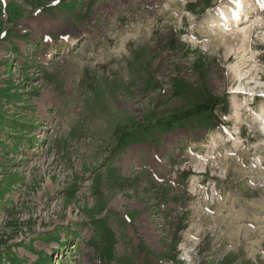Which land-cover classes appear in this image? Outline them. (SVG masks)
<instances>
[{"label":"rangeland","instance_id":"rangeland-1","mask_svg":"<svg viewBox=\"0 0 264 264\" xmlns=\"http://www.w3.org/2000/svg\"><path fill=\"white\" fill-rule=\"evenodd\" d=\"M226 1L0 0V264H264V34L245 7L238 83Z\"/></svg>","mask_w":264,"mask_h":264},{"label":"bare ground","instance_id":"bare-ground-1","mask_svg":"<svg viewBox=\"0 0 264 264\" xmlns=\"http://www.w3.org/2000/svg\"><path fill=\"white\" fill-rule=\"evenodd\" d=\"M228 2H229V3H227L228 5H221L217 8V10H215V13L213 16V17H215V19H211L212 20L211 25L207 24L208 27L212 31H215V29H217V28L221 29L220 33H218V35L220 36V39L217 37H212L211 41L209 42V46L212 48L218 49V50L229 51V52H232L235 49L237 50V48H239L237 54H235V56L237 57L236 58L237 61L233 65L236 69L234 72L235 81H237L238 83H241L244 81L243 79L255 80V78L252 76V75L257 76L256 67L254 65L249 64L247 66V70H245L243 72H241V70H240V66L244 65V63H245L244 62L245 56L242 55L240 52L244 51L246 47L252 48L251 50H253L254 52L258 50L259 44L256 43V41H254L255 39L253 40V32L251 31V29L243 30V29H238V28H237L239 30L238 33L229 34V32L231 31V26H233V27L239 26L242 15L246 19L248 18L247 15L244 14V5H245V6H249L248 11H251L253 16H254L253 18L255 20L252 21L253 22L252 25L255 24L257 26L256 30H259L260 33L264 34V27H262L264 25V20L261 17V13L264 10V2H263V0H229ZM68 32H65L64 34L66 35V34H68ZM67 36H69V35H67ZM75 43H76L75 37L71 38V35H70L69 39H67L66 43L62 46V49H65L67 46L74 45ZM247 44H248V46H247ZM112 45H114V44H112ZM253 51H252V56L250 57L251 59L249 58L250 60L247 62H253V57H254ZM243 56H244V58H243ZM224 59H228L230 61L231 58L227 56V57H224ZM238 60H240V61H238ZM238 64H239V66H238Z\"/></svg>","mask_w":264,"mask_h":264}]
</instances>
